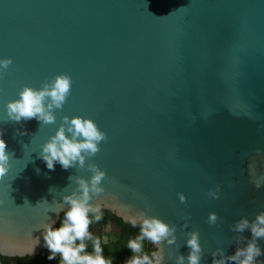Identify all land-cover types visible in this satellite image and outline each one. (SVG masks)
Here are the masks:
<instances>
[{"label": "water", "instance_id": "water-1", "mask_svg": "<svg viewBox=\"0 0 264 264\" xmlns=\"http://www.w3.org/2000/svg\"><path fill=\"white\" fill-rule=\"evenodd\" d=\"M4 57L13 63L0 78V117L22 85L61 72L73 84L57 124L0 122L12 154L0 179L1 255L40 254L44 225H58L53 209L76 188L69 177L91 175L50 170L39 156L63 115L89 116L108 135L91 158L106 171L100 195L176 224L179 247L164 245L163 264L187 256L184 231L199 230L201 264L251 238L229 225L264 210V0H0ZM217 185L219 198L208 197Z\"/></svg>", "mask_w": 264, "mask_h": 264}, {"label": "clouds", "instance_id": "clouds-1", "mask_svg": "<svg viewBox=\"0 0 264 264\" xmlns=\"http://www.w3.org/2000/svg\"><path fill=\"white\" fill-rule=\"evenodd\" d=\"M12 63L11 57L0 58V78H3L5 70ZM72 84L71 75L61 72L46 78L41 82L40 87L22 85L17 92V97L8 100L4 105V116L0 117V122L21 123L35 118L40 122V126L57 124V111L62 110L67 102L72 91ZM22 129L23 124H21V129H17V133L21 136L26 134V130ZM3 131L0 128V179L9 171L12 155L7 150ZM107 139V133L93 118L86 115H63L60 117L54 134L40 145L39 156L48 169L55 170V165L59 163L65 170L70 167L86 168L91 173L87 178L80 175L69 177L76 188L71 194L62 197L61 203L68 206L59 210L53 209L57 211L59 226H55L56 221L44 225L42 235L44 246L48 249L47 259L57 260V264H113L115 257L104 254L102 238L90 230V225L103 219L104 209H110L121 216L122 222L138 228L137 234L129 238L124 246L130 250L131 255L122 264H163L164 245H176V224H170L159 216L149 215L145 209L141 211L133 207L128 214H125L116 204L115 195H108L106 198L100 195L105 193L102 180L106 177V171L91 162V158L100 151L101 142ZM260 186L259 182L255 184L256 188ZM218 189L219 185H217V190L210 188L207 196L218 199L220 195ZM177 196L179 202L187 206L186 195L178 192ZM93 197L99 198L95 204L90 203ZM3 203L4 201L0 200V204ZM219 220L220 217L215 211L208 213L207 222L210 225H217ZM187 228L188 220H184L181 229ZM229 228L235 233L250 229L251 238L237 236V247L230 255H226L224 249L216 248L211 253L212 264H229V262L264 264L256 259L262 254L257 238H264V210L257 212L252 220L242 216L229 225ZM183 234L186 237L185 244L189 251L187 256L176 255L175 264H185V262L201 264L203 246L199 230L184 231ZM245 239L247 243L243 247L239 246ZM35 241L39 242V240ZM89 242L91 250H89ZM176 247L178 248L179 245ZM2 251L3 249L0 248V252Z\"/></svg>", "mask_w": 264, "mask_h": 264}, {"label": "trees", "instance_id": "trees-1", "mask_svg": "<svg viewBox=\"0 0 264 264\" xmlns=\"http://www.w3.org/2000/svg\"><path fill=\"white\" fill-rule=\"evenodd\" d=\"M91 216L92 213L90 212ZM60 223V221H59ZM59 223L57 226H59ZM115 225L119 228V233L115 238L104 241V226ZM90 230L97 236L102 238V245L104 246V254L106 256L113 255L115 257L113 264H122L127 259L131 252L124 246L127 244L129 238H133L138 228H133L131 225L122 222L121 218L117 217L113 212L104 210V217L101 221L90 225ZM89 250H91V243L89 242ZM48 249L45 248L40 254L34 256L24 257H8L0 254L2 264H57V260H48Z\"/></svg>", "mask_w": 264, "mask_h": 264}, {"label": "rangeland", "instance_id": "rangeland-1", "mask_svg": "<svg viewBox=\"0 0 264 264\" xmlns=\"http://www.w3.org/2000/svg\"><path fill=\"white\" fill-rule=\"evenodd\" d=\"M119 233V228H115L114 225L108 226L106 231H104V241L107 242L111 238H115V236Z\"/></svg>", "mask_w": 264, "mask_h": 264}, {"label": "flooded vegetation", "instance_id": "flooded-vegetation-1", "mask_svg": "<svg viewBox=\"0 0 264 264\" xmlns=\"http://www.w3.org/2000/svg\"><path fill=\"white\" fill-rule=\"evenodd\" d=\"M115 226V225H114ZM108 226H104V229H103V231H106V228H107ZM117 226H115V228H116ZM118 228V227H117Z\"/></svg>", "mask_w": 264, "mask_h": 264}]
</instances>
